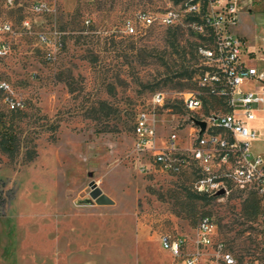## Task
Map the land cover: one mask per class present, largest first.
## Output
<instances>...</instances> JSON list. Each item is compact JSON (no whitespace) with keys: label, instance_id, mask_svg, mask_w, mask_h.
I'll list each match as a JSON object with an SVG mask.
<instances>
[{"label":"rangeland","instance_id":"1","mask_svg":"<svg viewBox=\"0 0 264 264\" xmlns=\"http://www.w3.org/2000/svg\"><path fill=\"white\" fill-rule=\"evenodd\" d=\"M36 1L51 2L53 10L36 12ZM190 3L204 12V0L179 4ZM168 5L0 0V23L13 30L0 32L8 46L0 55V81L26 102L19 112L0 106L20 138L16 156L0 151V264H180L162 249L160 237L182 236L190 244L203 216L212 218L216 238L238 264H264V207L258 198L235 191L201 196L194 191L196 162L172 173L135 151L133 128L141 110L155 113L162 136L175 130L184 141L192 130L190 115L220 112L199 86V47L209 43L195 31L193 19L152 27L140 37L121 31L137 11ZM239 7L249 13L238 17L232 32L256 49L264 0ZM40 33L57 34L59 50L40 42ZM157 93L166 98L163 108L152 105ZM188 93L203 98L202 110L185 109L182 98ZM33 150L37 156L29 162ZM251 153H264V139L253 143ZM144 164L150 169L141 171ZM92 182L107 199L103 205L90 196Z\"/></svg>","mask_w":264,"mask_h":264},{"label":"built area","instance_id":"2","mask_svg":"<svg viewBox=\"0 0 264 264\" xmlns=\"http://www.w3.org/2000/svg\"><path fill=\"white\" fill-rule=\"evenodd\" d=\"M3 1L13 5L17 0ZM256 1L261 0H204L203 12L200 5L190 3L183 7L173 0H161L169 5L156 11H137L133 18L124 20L121 31L134 36L152 27H174L193 19L195 31L209 43L199 47L203 67L198 77L199 86L217 101L220 109L218 113L199 118L190 115L188 122L192 130L185 136L186 141L175 130L162 136L155 113L140 111L133 129L138 155H148L155 165L172 173L180 172L189 160H193L197 163L194 183L197 194L224 197L235 191L255 196L264 207V156L251 153L253 143L264 134V127L255 125L259 120L264 121V60L259 57L260 54L264 59V19L263 34L256 49L232 32L238 17L249 13L239 6ZM50 5L51 2L36 1L34 10L51 12ZM89 23L87 20L86 24ZM24 26L30 29V22L25 21ZM12 31L11 24L0 23V32ZM58 39L57 34H39L40 42L51 44L55 51L61 47ZM7 51L8 46L0 42V55ZM182 100L191 113L203 108V98L196 93L185 94ZM165 103L164 94L154 95V108H163ZM0 106L19 112L26 108V102L8 82L0 81ZM195 120L205 122L206 128L202 130ZM149 169L150 164H144L141 171ZM221 190L224 194L217 196ZM261 224L260 251L264 257V211ZM160 243L163 250L180 260V264H238L226 245L216 238V226L210 216L201 217L190 244L182 236L167 234L160 237Z\"/></svg>","mask_w":264,"mask_h":264},{"label":"trees","instance_id":"3","mask_svg":"<svg viewBox=\"0 0 264 264\" xmlns=\"http://www.w3.org/2000/svg\"><path fill=\"white\" fill-rule=\"evenodd\" d=\"M173 1L176 4H179L181 0H173ZM148 30L149 29L143 30L139 32L138 34L134 35V37L143 36L147 33ZM216 104H217V101L214 100L212 102V105H216ZM137 115H136V118H137ZM136 118H135V121H136ZM19 149H20V138L18 137V133L16 131L15 122L13 120H11L10 122H5L4 116L0 115V151L6 154L8 157H14L19 152ZM33 151L34 152L29 156V160H28L29 162H32L37 156V153L35 152V150Z\"/></svg>","mask_w":264,"mask_h":264},{"label":"water","instance_id":"4","mask_svg":"<svg viewBox=\"0 0 264 264\" xmlns=\"http://www.w3.org/2000/svg\"><path fill=\"white\" fill-rule=\"evenodd\" d=\"M194 122L196 125L200 126L202 130H204L206 128L205 122L197 121V120H195ZM90 187H91L90 196L93 199L97 200L100 204H102L103 203L102 202V197H103L102 190L98 187V185L95 182H92L90 184ZM223 194H224V190H221L217 193V196H221Z\"/></svg>","mask_w":264,"mask_h":264},{"label":"crops","instance_id":"5","mask_svg":"<svg viewBox=\"0 0 264 264\" xmlns=\"http://www.w3.org/2000/svg\"><path fill=\"white\" fill-rule=\"evenodd\" d=\"M256 126H257V125H256ZM257 127H259V128L264 127V123H263V125H261V126H257ZM262 139H264V134L262 135L261 139L258 140V141H261ZM258 141H257V142H258ZM260 154L264 156V153H260Z\"/></svg>","mask_w":264,"mask_h":264},{"label":"bare ground","instance_id":"6","mask_svg":"<svg viewBox=\"0 0 264 264\" xmlns=\"http://www.w3.org/2000/svg\"><path fill=\"white\" fill-rule=\"evenodd\" d=\"M102 202L103 203H106L107 202V199L104 196L102 197Z\"/></svg>","mask_w":264,"mask_h":264}]
</instances>
